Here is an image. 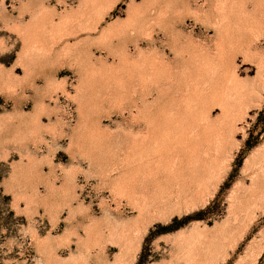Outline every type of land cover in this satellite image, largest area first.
<instances>
[{
    "label": "rangeland",
    "instance_id": "rangeland-1",
    "mask_svg": "<svg viewBox=\"0 0 264 264\" xmlns=\"http://www.w3.org/2000/svg\"><path fill=\"white\" fill-rule=\"evenodd\" d=\"M0 264H264V0H0Z\"/></svg>",
    "mask_w": 264,
    "mask_h": 264
},
{
    "label": "bare ground",
    "instance_id": "bare-ground-1",
    "mask_svg": "<svg viewBox=\"0 0 264 264\" xmlns=\"http://www.w3.org/2000/svg\"><path fill=\"white\" fill-rule=\"evenodd\" d=\"M224 3H225V2H224ZM259 7H260V6H259ZM255 9H256V8H255ZM153 10H154V8H153ZM153 10H152V11H153ZM253 11H254V10H253ZM147 12H148V11H147ZM254 12H255V11H254ZM254 12H253V13H254ZM159 13H160V12H159ZM234 16H235V15H234ZM159 17H160V16H159ZM259 21H260V18L257 19V22H259ZM236 23H237V22H236ZM249 28H250V27H249ZM149 37H150V36H149ZM196 63H197V62H196ZM215 63H216V62H215ZM156 65H157V64H156ZM204 66H205V64H204ZM205 67H206V66H205ZM205 67H204V68H205ZM209 69H210V66H209ZM201 73H202V72H201ZM199 74H200V73H198V75H199ZM212 80H213V79H212ZM206 85H207V84H206ZM158 86H159V85H158ZM186 91H187V90H186ZM196 93H197V92H196ZM182 94H183V92H182ZM193 95H194V94H193ZM186 96H187V95H186ZM191 96H192V95H191ZM191 96H190V97H191ZM197 96H198V95H197ZM197 96H196V99H197ZM187 97H188V96H187ZM200 97H203V96L201 95ZM184 98H185V97H184ZM192 98H193V97H192ZM192 98H191V99H192ZM189 99H190V98H189ZM191 99H190V100H191ZM194 99H195V96H194ZM194 99H192V100H194ZM184 100H186V98H185ZM192 100H191V101H192ZM199 100H201V99L199 98ZM199 100L197 99L196 101L199 102ZM203 100H204V98H203ZM187 101H188V100H187ZM191 101H190V102L188 101V103H191ZM194 101H195V100H194ZM196 101H195V103H197ZM174 102H175V101H174ZM184 102H186V101H184ZM192 102H193V101H192ZM179 103H180V102H177V101H176L175 104H172V105L174 106V107H172V109L175 111V112H174V111L172 112L174 115H172V113H171V115L168 116V114H169L170 112L167 114V113H166L167 111H166V112L163 111L164 113H166L165 116H168V117H165V116L163 115V113H162L163 117H165V119L163 118V120H164V121H163V124L165 123V121H166V123H167V121H169L168 123H170V122H171V123H172V122L178 123V122L180 121L179 124H181V123H185L186 120H187V121L190 120V122H192L193 126L200 127L201 125H203L202 122H205V121H203L204 118H202V117H203V116H202V111H201L202 108L198 106L200 102L198 103V105H196L195 103H194L195 105H194L193 103H191V105H190V104L187 105V103H184L185 105L188 106V107L186 106L187 108L185 107V109H184V107H183L184 110L181 108V105H180V104L182 103V106H183V105H184L183 102H181L180 104H179ZM204 103H205V100H204ZM192 104H193V105H192ZM202 104H203V103H202ZM185 105H184V106H185ZM170 106H171V104H170ZM189 106H190V107H189ZM201 106H202V105H201ZM200 108H201V109H200ZM151 110H152V109H151ZM169 111H170V110H169ZM159 115H160V114H159ZM160 118H162V117H160ZM204 120H205V119H204ZM201 121H202V122H201ZM166 123H165V124H166ZM168 123H167V124H168ZM171 123H170V124H171ZM205 123L207 124V122H205ZM208 123H209V122H208ZM154 124H155V122H154ZM170 124H169V125H170ZM172 124H173V123H172ZM179 124H178V125H179ZM185 124H187V123H185ZM206 124H205V127L202 126V127H204L203 129L206 128ZM174 125H176V124H174ZM178 125H176V126H178ZM189 126H190V125H189ZM193 126H192V127H193ZM208 126H209V124H208ZM210 126H211V125H210ZM165 127H166V126H165ZM179 127H180V125H179ZM179 127H178V131H179ZM182 127H183V126H182ZM197 127H196V128H197ZM202 127H200V128L202 129ZM196 128H194V129L196 130ZM209 128H210V127H209ZM170 129H171V127H170ZM173 129H174V128H173ZM173 129H172V130H173ZM181 129H182V128H181ZM181 129H180V130H181ZM187 129H188V128H187ZM194 129H193V130H194ZM203 129H202V130H203ZM165 130H166V129H165ZM191 130H192V129H191ZM195 130H194V132H195ZM197 130H198V129H197ZM199 130H200V129H199ZM156 131H157V130H156ZM184 131H185V129H184ZM184 131H182V130L179 131V132H181L180 135L183 136V135L186 133V132H184ZM186 131H187V130H186ZM208 131H210V130H208ZM163 132H164V131H163ZM165 132H166V131H165ZM168 132H169V131H168ZM168 132H167V133H168ZM174 132H175V134H176V129L174 130ZM196 132H197V131H196ZM204 132H205V133H208V132H206L205 130H204ZM204 132H203V134H204ZM154 133H155V132H154ZM161 133H162V132H161ZM188 133H189V130H188ZM159 134H160V133H159ZM168 134H170V132H169ZM173 134H174V133L172 132V133H171V136H172ZM211 134H212V133H211ZM211 134H209V136H210ZM156 135H157V134H156ZM188 135H189V134H188ZM188 135H186V136H187L186 139H189V138H188ZM199 135H202V132H201V134L199 133ZM207 135H208V134H207ZM159 136H160V135H159ZM159 136H158V137H159ZM165 136H167V135H165ZM165 136H163V137H165ZM171 136H170V137H171ZM174 136H175V135H174ZM184 136H185V135H184ZM154 137H155V136H154ZM163 137H162V138H163ZM167 137H169V136H167ZM172 137H173V136H172ZM177 137H178V135H177ZM191 137H192V135H190V138H191ZM198 137H200V136H198ZM206 137H208V136H206ZM157 139H158V138H157ZM181 139H182V138H181ZM183 139H184V138H183ZM199 139H200V138H199ZM205 139H206V138H205ZM163 140H165V139H163ZM170 140H171V139H170ZM174 140H176V139H174ZM174 140H173V141H174ZM179 140H180V138H179ZM159 141H160V140H159ZM166 141H167V139H166ZM171 141H172V140H171ZM160 142H161V141H160ZM162 142H163V141H162ZM176 142H178V141H176ZM158 143H159V142H158ZM173 143H174V142H173ZM173 143H172V144H173ZM185 146H186V145H185ZM193 182H194V181H193Z\"/></svg>",
    "mask_w": 264,
    "mask_h": 264
}]
</instances>
